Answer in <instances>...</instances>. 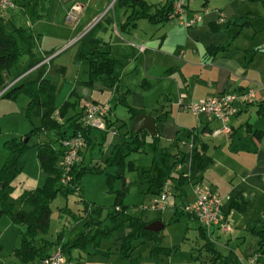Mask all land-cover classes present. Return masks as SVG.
Returning a JSON list of instances; mask_svg holds the SVG:
<instances>
[{"label": "crops", "instance_id": "crops-1", "mask_svg": "<svg viewBox=\"0 0 264 264\" xmlns=\"http://www.w3.org/2000/svg\"><path fill=\"white\" fill-rule=\"evenodd\" d=\"M114 1L16 0L14 8L0 10V18L4 19L7 24H14L23 30V35L26 38L21 42L24 48L21 57L25 58V65L29 60V55L39 59L43 58V55L52 57L46 64L38 65L39 63H37L32 66L36 67V72L43 68L44 77H46L47 66L51 64L53 58L70 48H73V53H76L80 38L93 26H98L96 37L102 41V44L90 56L97 61L105 58L115 61L112 76L116 82L114 85L110 84V89H114L117 94V102L119 96L124 99V94H130L125 81L129 74L138 76L136 80L144 86V91L147 87V79H149L148 87L150 89L156 86L157 89L160 88L159 93L157 92L160 95L155 103L146 106L142 101L140 104L131 103L129 106L142 110L146 114L157 115L165 112L166 115L163 117L159 133L161 148H165L171 155L178 152L188 153L193 139L197 148L205 147L208 156L211 148L223 147L229 155L233 156L229 159L241 157L240 164H244V167L239 173L240 183L231 191L229 190L230 192L222 194H230L232 197L238 195L237 201L240 210L231 209L227 215L228 220L233 223L237 229L236 232H241L243 229L249 230L247 234L252 236L249 237V241L257 244L256 233L264 230L253 226L254 224L260 225L257 224L259 215H252V212H256L259 203L264 199V43L257 45L255 39L259 34H264V26L255 27L252 21L248 27L251 34L245 36L239 34L232 42L228 43L227 33L230 31L234 19L226 7H214L209 10V4L204 2L200 7L202 10L198 11V9H191L189 3L185 2L184 18L186 20L191 19L196 12L201 14V19L190 27H186L180 22L176 27L172 24L165 26V23L167 24L173 19L156 26L157 24H153L145 18H139L135 21L134 27L121 30L120 24L125 21L131 8L114 10ZM165 1L159 0L154 5H161ZM220 19L223 20V23H219ZM141 22L145 23L143 24L145 27H148L144 34L140 33L141 31L138 29ZM146 22L152 26H148ZM216 26L218 29L214 31L213 28ZM140 46H143V51L139 50ZM218 46H223L224 49L215 53H210L207 50L209 47ZM95 56H98V59ZM139 57H142V64H140L144 72L142 75L132 73L139 66L137 62ZM80 61L79 67L84 68L86 72L88 61L86 59ZM61 68L62 66H59L56 69L60 70ZM11 70L12 68L9 71L11 72ZM249 91L253 92L252 101L237 103V112L225 122L209 119L204 115L195 117L182 111L177 104L180 98L188 102L222 92H235L240 95ZM90 94L89 98H91ZM126 103H128V98ZM110 111L112 114L109 115V124L117 129L120 139H112V142L107 146L101 147V156L103 153L104 156L110 153L113 143L128 137L125 136L126 129L123 134H120V130L123 128L120 127L121 122L125 120L116 118L115 111L112 109ZM70 115L67 114L65 117ZM93 130L88 136L90 144H87L86 148L80 152L79 162L81 163L78 165L84 164L85 161L88 163L97 162L93 155L97 147L96 141L93 142L91 136ZM190 130L191 132H189ZM100 132L103 134L102 131ZM254 132H258V136H255ZM48 140L53 141V138L49 136ZM158 159L162 160L164 171L161 180L156 185L152 180L155 188H150V193L155 192L156 187L166 178L168 164L172 161V159L168 160L162 156H158ZM204 170L198 175L201 182L205 181ZM172 171L170 174L172 177L180 174H172ZM12 185L14 189L10 194V200L16 206H20L17 197L22 191L38 187L25 185L20 174L13 180ZM208 185L219 192L216 184L209 182ZM187 187L191 191L193 199L189 184L182 187L184 192L182 196H186L185 188ZM177 192L179 193L178 190ZM247 192H250L249 195ZM189 201L187 200L186 203ZM234 212L241 213L245 217L243 226L234 223ZM8 225L18 228L16 233L18 246L19 234L24 227L15 224ZM249 226L253 228H249ZM213 235L220 236L218 233H213ZM244 239L245 242L248 241L245 237H243ZM234 243L233 241L229 243L234 246L229 249L236 251L237 254ZM36 261L34 264H40L39 260ZM77 261L74 263L77 264Z\"/></svg>", "mask_w": 264, "mask_h": 264}, {"label": "rangeland", "instance_id": "rangeland-1", "mask_svg": "<svg viewBox=\"0 0 264 264\" xmlns=\"http://www.w3.org/2000/svg\"><path fill=\"white\" fill-rule=\"evenodd\" d=\"M144 1L149 5L159 2V0ZM185 2L189 3L191 9H198V11L202 10L200 7H202L204 2L209 4V10L214 7H226L227 11L232 13L231 16L234 19L231 23V29L227 33L229 36L227 39L228 43L232 42L239 34L241 36L251 34V30L248 27H250L249 23L252 21L255 27L264 26V4L260 0H185ZM143 24L145 23L141 22L138 26L142 34L147 32L148 28ZM146 24L152 26L148 22ZM170 24L176 27L178 21L176 19L170 20L167 24L165 23V26ZM255 40L257 45L264 43V34H259ZM42 57L38 65L46 64L52 58L50 55H43ZM75 57L76 53H73V48H70L53 58L51 64L47 66L46 77L55 87L53 106L55 111H57L52 113L51 118H55L54 120L58 124L64 123L67 126L68 120L74 119L84 106L93 102H102L115 111L114 115L116 118L127 120L129 112L124 104L117 102V94L114 89H110V77L100 74L90 86L86 85L85 82L89 80L88 70L85 72L84 68L81 69L79 67L81 61H75ZM95 57L98 59V56ZM138 59L139 66L132 73L142 75L144 73L140 66L142 57ZM25 61L24 57H20L11 72L8 71L6 73L5 86L0 90V166L9 157L10 148L8 146L26 142L28 147L20 155V160L24 164L20 175L25 185L40 186L44 180V173L40 170L37 160L38 145L50 141L48 140L50 136L53 138L52 142L55 141V146L58 147V136L53 131L30 134L32 125L25 116L28 98L24 93H18L14 98L1 97L2 93L12 84L32 78L38 73L35 70L36 67L25 69ZM59 66H62V68L60 70L56 69ZM137 77L129 74L127 79H125L130 91V94H124L125 103L127 98V105L131 103L140 104L142 101L146 106L155 103L160 95L158 94L160 88L157 89L158 87L154 86L155 88L150 89L148 87L149 79H147V87L144 91V86L140 85V82L136 80ZM89 94L91 98H89ZM72 100L74 105L66 112V115H71L64 118L59 117L58 110L62 104ZM34 124H38L37 119H34ZM122 129L120 134H123L126 128L123 127ZM91 134L93 142L96 141L97 144L93 153L97 162L88 163L85 161L80 167L98 166L102 171L85 172L80 175L81 196L70 194L66 197L59 193L51 201V215L45 237L52 240L61 231H64L65 237L73 236L76 235L83 225H88V228L92 229L97 222L101 223L103 227L110 226L107 214L113 211V204L117 194H121L120 205L125 207L127 213L133 214L142 211V219L144 221L149 223L160 220L164 227L158 232H153L134 240L132 243L134 250L130 258H123L116 253L104 257L87 254L82 251H74L71 257L73 262L78 260L77 264H211L208 257L209 251L205 248L207 239L201 236L198 228L199 223L188 217V213L184 211L185 205L193 200L188 187L185 188L186 196H182L174 188L171 178L166 177L156 187L155 192L150 193L149 191L150 188H155L152 180L153 182L155 181L154 184L156 185L161 180L164 171L161 164L162 160L158 159V157L154 158L152 137L147 134L143 135V145L138 150L125 148L124 156L122 157L123 165H119L116 162H106V158L110 153L105 156L103 153L101 156L100 148L107 146L112 142V139H120V135L112 136L110 133H106L104 136L97 130H93ZM125 136L127 135L125 134ZM125 139H128V137ZM98 145L100 146L99 148ZM209 156L211 160L204 170L205 181L201 182V179L197 176L188 183L189 186L192 187L195 182L206 185L211 182L214 185L216 184L221 194L231 191L233 187L240 183L239 173L244 167V164H240L241 157L229 159V157L233 158V156L229 155L228 151L226 152L223 147L211 148ZM98 160L100 161L98 162ZM172 170V174H185L187 166L184 164L178 168L177 165H174ZM119 175L121 176L119 177ZM167 180L171 181V191L168 195L167 204L162 208L151 209L152 199ZM249 193L247 192V195ZM187 200L190 201L186 203ZM116 209L118 208L116 207ZM255 214L259 215L257 224L260 226L255 224L253 226L264 229V199L259 203L256 212H252V215ZM244 218L241 213L234 212L233 221L236 225L243 226ZM8 224L14 223L10 221L6 214L1 215L0 259L5 264H23L14 254V250L18 247L16 240L18 228ZM228 224L231 227V231L221 233L219 237L204 231L206 237L215 244L217 249L224 253H227L230 250L229 248L234 247L229 243L231 241L235 242V250H237L241 263L250 264L249 259L252 253L258 250L257 244L249 241V237H252L247 234L249 230L243 229L241 232H236L237 229L230 220H228ZM251 227L249 226V228ZM243 237L248 239V241L245 242ZM117 243L116 237L113 236L110 240H103L101 245L104 249L109 248L112 251H116ZM53 249L55 247L51 251ZM26 264H34V261ZM254 264H264V261L258 259Z\"/></svg>", "mask_w": 264, "mask_h": 264}, {"label": "trees", "instance_id": "trees-1", "mask_svg": "<svg viewBox=\"0 0 264 264\" xmlns=\"http://www.w3.org/2000/svg\"><path fill=\"white\" fill-rule=\"evenodd\" d=\"M260 1L264 4V0ZM172 5V0H166L161 5H149L144 0H115L113 9L131 8L125 21L120 24V29L123 30L134 27L135 21L139 18H145L153 24H161L168 21L171 19L170 15L173 12ZM151 9H153L152 12H150ZM97 29L98 26H93L80 38L75 61L84 59L88 61L89 80L85 82L86 85L90 86L100 74L110 77L111 85H114L116 80L112 76V71L115 61L111 58L97 61L90 56L102 44V41L96 37ZM217 29V26L213 28L214 31ZM25 38L23 30L20 27L14 24H7L4 19L0 18V90L5 86L6 73L14 67L23 54L24 48L21 42ZM221 49H224V47H209L207 50L210 53H215ZM40 60L42 58L39 59L29 55L25 69L36 65ZM43 75L44 69L41 68L34 77L12 84L1 95L4 98H14L18 93H24L28 98L25 116L32 125L30 134L53 131L59 139L58 147L55 146V141H48L38 145L37 160L40 170L44 173V180L40 186L22 191L17 197V202L20 206H16L10 200V194L14 189L12 185L13 180L23 169L24 164L20 160V155L28 147L27 143L19 142L8 146L10 148L9 157L0 166V216L6 214L12 223L24 227L20 231L19 245L14 250V254L23 264L36 260L40 261L53 247L59 248L69 258L72 257L74 251H82L87 254L104 257L116 253L123 258H130L134 250L133 241L153 232L144 229L148 222L142 219V211L129 214L125 207L120 205L121 194H117L113 204L114 209L107 214L110 226L103 227L101 223L97 222L92 229H89L88 225H83L76 235L73 236L65 237L64 231H61L53 240L45 237L49 227L51 201L59 193L66 197L70 194L81 196V188L79 186L80 175L85 172H100L102 170L98 166L80 167V165L76 164L68 173L67 184L63 185L60 182L61 172L58 168L61 153L60 140L80 130L85 137L86 143L90 144L88 136L91 129L84 128L77 122V116L80 112L74 119H67V126L64 123L58 124L51 118L52 113L55 111L53 106L55 87ZM118 102L124 104L129 112L128 119L122 121L120 125V127L126 128L125 134L128 136V139H121L112 144L110 155L106 158V162H116L119 165H123L122 157L124 156L125 148L128 150H138L143 145V135L149 134L145 130L134 133L131 129L134 117L143 111L127 105L122 96H119ZM73 105V102H64L58 110L59 117L64 118L67 110L72 108ZM149 114L155 119L156 135L152 137L154 158L162 156L168 160L172 159L168 164L166 177L171 178L174 188L179 191L180 195H183L182 187L195 179L206 168L211 158L207 155L204 146L197 148L194 145L193 139L188 153L178 152L175 155L169 154L165 148L159 146L160 127L166 114L165 112L157 115ZM34 119H37L38 124H34ZM102 132L105 136L106 131ZM254 135L258 136V132H254ZM187 159L188 174L180 173L176 177L170 176L174 165L184 163ZM237 197L238 195L235 197L230 196L229 200L225 203L222 209L225 215H228L231 209L240 210ZM187 216L198 223L196 218L190 214H187ZM198 228L201 236L207 239L205 248L209 251L208 257L211 264H242L233 250H229L227 253L221 252L206 237L204 230L199 224ZM256 234L258 236V250H262L264 249V230L258 231ZM113 236L116 237L118 242L117 250L104 249L101 242L103 240H110ZM0 264L5 263L0 259Z\"/></svg>", "mask_w": 264, "mask_h": 264}, {"label": "built area", "instance_id": "built-area-1", "mask_svg": "<svg viewBox=\"0 0 264 264\" xmlns=\"http://www.w3.org/2000/svg\"><path fill=\"white\" fill-rule=\"evenodd\" d=\"M172 1L173 12L170 15L171 19H176L186 27L192 26L201 19V14L196 12L191 19L186 20L184 18L185 0ZM15 5L16 0H0V10L12 9ZM219 23H223V20L220 19ZM139 50L143 51V46H140ZM252 98V91L241 93L240 95L235 92H222L188 102L180 98L177 104L182 111L188 112L195 117L204 115L209 119L225 122L237 112V103H248L252 101ZM109 115L110 107L108 105L91 103L84 106L80 111L77 116V122L84 128L106 131L114 136L117 134V129L109 124ZM86 146L85 137L80 130L60 140L61 153L58 168L61 172L60 182L63 185L67 184L68 173L74 165L79 163L80 151L86 148ZM184 164L187 166V172L185 173L187 175L188 159L184 163H177L175 165L179 168ZM191 189L193 200L185 205L184 211L196 218L204 231L209 234H221L231 231V227L228 224V216L222 210L230 195L220 194L210 186L200 182L192 184ZM170 191L171 181L167 180L152 199L150 208H162L166 205ZM258 259L264 261V249L253 252L249 263L254 264ZM40 264H74V262L63 254L59 248H55L40 260Z\"/></svg>", "mask_w": 264, "mask_h": 264}, {"label": "water", "instance_id": "water-1", "mask_svg": "<svg viewBox=\"0 0 264 264\" xmlns=\"http://www.w3.org/2000/svg\"><path fill=\"white\" fill-rule=\"evenodd\" d=\"M131 129L134 133L145 130L151 137H153L156 135L155 119L153 116L142 112L134 117ZM163 227L164 225L160 220H155L146 224L144 229L149 232H158Z\"/></svg>", "mask_w": 264, "mask_h": 264}]
</instances>
